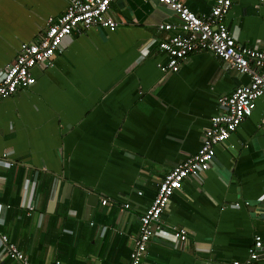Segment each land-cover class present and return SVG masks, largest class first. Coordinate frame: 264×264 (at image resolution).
<instances>
[{
    "label": "crops",
    "instance_id": "crops-1",
    "mask_svg": "<svg viewBox=\"0 0 264 264\" xmlns=\"http://www.w3.org/2000/svg\"><path fill=\"white\" fill-rule=\"evenodd\" d=\"M182 1L197 14L213 2ZM66 3L0 0V69ZM109 10L114 30L74 29L52 66L32 67L34 83L0 100V235L30 264H128L158 181L198 150L217 98L248 82L206 50L161 71L157 24L176 20L166 5L113 0ZM225 22L237 42L264 49V2L232 0ZM263 114L258 98L209 168L183 180L143 264H244L256 234L264 264Z\"/></svg>",
    "mask_w": 264,
    "mask_h": 264
},
{
    "label": "built area",
    "instance_id": "built-area-1",
    "mask_svg": "<svg viewBox=\"0 0 264 264\" xmlns=\"http://www.w3.org/2000/svg\"><path fill=\"white\" fill-rule=\"evenodd\" d=\"M112 1L67 0L60 15L47 18L38 40L21 42L14 58L0 69V88L6 89L4 93H0V100L34 83L32 67L52 66L53 57L60 51L61 41L74 29L99 26L114 30L117 20L109 10ZM157 1L166 5L176 17L175 21L157 24L158 30L167 32L163 38L155 39L156 48L167 57L165 63H159L161 71H177L179 63L191 52L206 50L217 55L223 66L246 75L248 82L217 98L219 111L210 117L198 150L175 164L158 181L156 193L139 216L138 235L130 250L128 264H143V256L151 236L163 227L160 216L173 193L181 188L183 180L209 168L215 146L227 139L251 115L256 99L261 98L264 105V49L241 44L229 32L225 18L232 0H213L210 9L200 14L192 11L182 0ZM261 120L264 124V114ZM105 202L106 199L101 200V203ZM173 235L184 240L186 230L183 227H173ZM253 239L244 264H256L262 239L258 234ZM2 258L12 259L15 264H30L27 256L4 234L0 235V259ZM233 264L239 262L234 261Z\"/></svg>",
    "mask_w": 264,
    "mask_h": 264
},
{
    "label": "snow or ice",
    "instance_id": "snow-or-ice-1",
    "mask_svg": "<svg viewBox=\"0 0 264 264\" xmlns=\"http://www.w3.org/2000/svg\"><path fill=\"white\" fill-rule=\"evenodd\" d=\"M5 91H6V89L0 88V93H4ZM260 202H261L262 205H264V196L260 197Z\"/></svg>",
    "mask_w": 264,
    "mask_h": 264
},
{
    "label": "trees",
    "instance_id": "trees-1",
    "mask_svg": "<svg viewBox=\"0 0 264 264\" xmlns=\"http://www.w3.org/2000/svg\"><path fill=\"white\" fill-rule=\"evenodd\" d=\"M15 203V202H14ZM8 204H10V206H12L11 204H13V203H8Z\"/></svg>",
    "mask_w": 264,
    "mask_h": 264
},
{
    "label": "water",
    "instance_id": "water-1",
    "mask_svg": "<svg viewBox=\"0 0 264 264\" xmlns=\"http://www.w3.org/2000/svg\"><path fill=\"white\" fill-rule=\"evenodd\" d=\"M155 1H157V0H155Z\"/></svg>",
    "mask_w": 264,
    "mask_h": 264
}]
</instances>
